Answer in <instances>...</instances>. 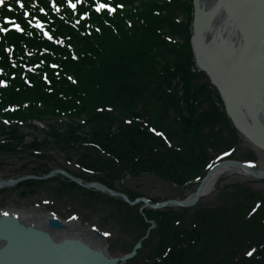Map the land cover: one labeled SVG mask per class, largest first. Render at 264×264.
<instances>
[{
    "label": "trees",
    "instance_id": "16d2710c",
    "mask_svg": "<svg viewBox=\"0 0 264 264\" xmlns=\"http://www.w3.org/2000/svg\"><path fill=\"white\" fill-rule=\"evenodd\" d=\"M117 2L123 9L97 14L91 0L72 12L63 0H57L61 12L56 13L49 2L37 0L47 14L34 13L46 23L52 21L48 30L60 44L28 31L18 16L25 33H10L0 42V79L5 81L0 85V118L16 121L8 126L0 123L4 137L0 153L18 155L29 147L22 146L19 124L84 117V124H66L65 133L51 127L54 132L48 137L54 141L51 146L63 153L80 148V140H89L92 146L77 162L99 172V182L113 188V181L126 171L133 177L158 176L182 190L191 187L217 155L234 147L235 131L216 90L203 82V73L194 67L190 47L193 2L113 0ZM11 46L10 59L5 48L10 51ZM32 65L36 68L30 73L22 71V66ZM170 115V128L163 129ZM81 128L90 129L88 140L76 135ZM241 192L242 198L252 196L246 194L247 188ZM224 200L223 205L203 211L204 218L214 220L209 223L201 222L202 212L191 222L145 213L157 221L153 232L159 238L149 264H264V199L243 214L240 200ZM248 250L253 253L246 258Z\"/></svg>",
    "mask_w": 264,
    "mask_h": 264
},
{
    "label": "rangeland",
    "instance_id": "374dc122",
    "mask_svg": "<svg viewBox=\"0 0 264 264\" xmlns=\"http://www.w3.org/2000/svg\"><path fill=\"white\" fill-rule=\"evenodd\" d=\"M158 1L165 2L168 0ZM206 2L209 6L213 1L206 0ZM192 13L194 17V3ZM179 18L184 21L185 16L180 15ZM192 22L190 23V29L192 28ZM201 79H203L204 83H209V88L214 90V87L210 85V80L207 79L205 75H202ZM58 119L59 122L62 123L61 121L64 117L61 116ZM84 119L85 118L74 121L83 123L82 120ZM171 121L172 116L170 115L167 122L163 123L164 126H162V128L169 129ZM61 127H55L54 130H60L61 133L67 132L63 125H61ZM54 130L46 123V120L41 122L36 119H33V121L29 122L21 130H18L17 132L22 138V146L28 145L29 147L25 148V152L19 155L0 153V177H12L13 171L15 172L18 168L24 167V165H27V167H24V170L35 169L36 167L39 170V166L41 165L43 169L47 168L48 170L57 169L58 167L66 169L63 159L76 161L79 159L81 152L82 154L88 153L83 149H75L74 151L63 153L60 152L55 145L50 148V141H52V139L48 137V134L54 132ZM78 130L79 133L76 135L80 139H89L87 136L89 134L88 131ZM214 131L217 134L220 133L217 127L214 128ZM233 135L232 143L235 148L233 152L234 157L241 161H244L247 157L251 158L257 165L258 170H264V152L253 149L248 143L243 141L235 131ZM221 137L223 138L222 134ZM34 142H36V146L33 148L31 144ZM45 142H48L47 147L40 149L39 146ZM52 143H54V141H52ZM63 146L67 147L68 144H63ZM87 146L89 147L90 144ZM36 149L40 151H36ZM39 153L43 154V158L37 157ZM67 169L76 172L73 163H68ZM97 177L99 176L91 174L88 178L94 180L98 179ZM67 184L68 183L62 177H53L44 183H40V186L37 185L39 192L34 195L25 194V196H20L18 193L20 190L28 188L21 189V187H16L13 191L7 192L6 194L4 193L6 196H4L5 198L3 201L0 199V214L4 211H34L36 214L46 215L47 217L48 215L54 214L63 220H68L71 215H76L77 220L74 224H76L77 228L89 230V227L95 226L102 233H105L106 240L103 244L106 246L109 255L113 257L127 254V252L132 250L135 243L142 240L141 249H139L136 260H134L138 264L140 258L143 261L147 260L153 248H158L159 238L156 236V232L152 230L153 225L145 223L144 217L141 215V213L144 212L141 211L143 210L142 204L129 206L123 204L115 197L111 198L106 194L95 193L93 191L88 194V192L82 188L71 187ZM113 186L118 191L126 193L127 195L141 193L142 195H149L160 201L167 200L170 197H176L180 195L181 192V188L160 179L158 176L143 174L133 177L126 171L113 181ZM242 188H247L249 192L246 194H251L252 196L242 198L244 194L241 192ZM225 198L230 199L229 203L240 200L239 209L242 210L241 212L243 214L245 209L247 210V208L255 202L264 199V181L254 180L250 177H241L237 174L225 173L217 178L213 187V192L203 197L198 205L191 209H181L180 212L171 214L170 217L171 219L178 218L182 220V222H191L195 216L202 212L201 222H203V220L207 223L213 222L214 220H210V218H204L205 212L203 211L209 207L223 205L225 203ZM232 198L236 200L233 201ZM45 201H49L50 203L44 204ZM151 220L154 221L155 225L157 224V221L155 222L154 219ZM157 229L156 227L155 230ZM162 231L164 230L162 229ZM159 233H161V236H164L161 231Z\"/></svg>",
    "mask_w": 264,
    "mask_h": 264
},
{
    "label": "water",
    "instance_id": "95a60500",
    "mask_svg": "<svg viewBox=\"0 0 264 264\" xmlns=\"http://www.w3.org/2000/svg\"><path fill=\"white\" fill-rule=\"evenodd\" d=\"M195 0H193L194 2ZM244 4L249 5L248 10H254L260 8L262 5L261 0H243ZM222 0H215L214 7L219 8L222 5ZM239 9V8H238ZM237 9V11H238ZM235 11V10H233ZM209 15L207 18L201 23L202 25L199 28H195V2H194V20H193V29H192V39H191V47L193 51V56L195 57V67L198 70H201L205 73V75L210 79L211 84L218 90L219 97L223 102L224 111L226 116L232 122L234 128L237 132L241 135V137L250 144L253 148H256L262 152H264V133L261 132L260 125L256 128V124L248 121L246 118L245 113L246 110L244 107L242 111H240L239 107V100L236 87L238 86L235 82V76L240 71V64L239 67H235L238 60H239V51L231 55L229 60H227L226 66L223 68V72L220 75V78L217 77L215 71L210 68H205L204 61L201 59L199 55V48L197 44L199 43L200 39L202 38V34L206 32V29L210 25V22L213 20L214 12L209 10ZM242 19L234 18L230 20L233 23L234 28L237 29L239 23L241 24ZM264 24L261 25L260 29L255 31L254 34H251L249 37H245L242 34V55L245 57V60L253 66L255 69L256 75L253 76L255 79H252V87L254 88H261V92L263 93L264 97V56L254 54L252 49V44L255 45L256 49H259L261 52L264 50ZM240 49V50H241ZM241 63V62H240ZM252 74V72H251ZM222 79V80H221ZM239 83L243 77L239 76ZM261 99L262 94H261ZM264 102V101H263ZM264 110V108L262 109ZM250 118V117H248ZM251 120V119H250ZM258 122V121H257ZM240 166L239 170H242L241 165L245 161H241L240 159L228 160L224 161V164L231 163ZM245 167V166H244ZM248 177L263 180L264 181V174L255 173L249 170H242ZM227 172H223L218 175L217 178L222 176ZM57 174H62L66 176L68 179L73 181L74 183L78 184L79 186L87 189V190H95L99 192H104L112 197H118L124 202L126 201L128 204L136 205V202L143 201L145 203V208L157 211V209L163 210V213H167V207L173 206L177 208H192L199 203V200L208 194L207 192L198 191L195 196L191 199V202L184 203L182 200H170L167 203H148V200L143 199H136V201H129L126 196L119 194L117 192H113L108 189L106 186L101 185L99 183H86L81 180L76 179L69 173L64 172L63 170L57 169L55 171H51L50 173L46 174L42 180H47L48 178L54 177ZM210 172L202 178V181L208 179ZM26 179H35L33 176H24L14 182H5L0 181V188L12 187L15 184L25 181ZM202 183V182H201ZM214 187V186H213ZM198 190V189H196ZM34 191H29L32 194ZM213 192V190L211 191ZM22 193L21 195H24ZM65 225L59 222L58 220L49 219L47 229L51 231H56L60 229H64ZM22 236V237H29L34 240L35 243L31 242H23V241H16L12 237L14 236ZM41 246L43 248H40ZM0 242L3 243V246L0 247V261H3L7 264H118L117 262L120 261L121 263L125 262L128 258L134 255V251L127 256L120 258V259H111L106 257L102 252L98 250L91 249L87 244L84 242H80L74 239H62L60 242H55L52 240L51 236L48 232L44 230H35L29 225H24L18 220L17 218L11 216L0 217ZM138 245L135 246V249H138ZM41 249V250H39Z\"/></svg>",
    "mask_w": 264,
    "mask_h": 264
},
{
    "label": "bare ground",
    "instance_id": "6f19581e",
    "mask_svg": "<svg viewBox=\"0 0 264 264\" xmlns=\"http://www.w3.org/2000/svg\"><path fill=\"white\" fill-rule=\"evenodd\" d=\"M212 1L213 2L209 6L207 5L206 0L194 1L196 13L194 24L196 29L199 28L202 25L201 23L207 18V16L209 15V10L214 12L213 20L210 22V25L206 29V32L202 34V38L197 44L199 48V55L204 61L205 68H210L211 70L213 69L217 77L220 78V75L223 72V68L227 64V60H229V57H231L234 51H239V60L235 67H239V64L241 67L240 71L236 70V72L238 73L234 78L235 82L238 85L236 89L237 93H239L238 100L239 107H241L240 111H242V108L244 107L247 112L245 113L247 117L246 119L248 121H251L252 123H255L256 128H258L260 125V128L262 129L261 132L264 133V110H262L264 108V100L261 99V94L262 98H264L263 93L261 92V88L252 87V79H255V77L253 76L256 75V72L253 66H251L245 60V57H243L241 49L243 42L242 34H244L245 37H249L251 34H254L255 31L259 30L261 25L264 24V0H261L262 5H260V8L254 10H248L249 5L244 4L243 0H222L223 3L219 8L214 7L215 0ZM233 15L237 20L242 19V23H239L237 29H235L233 23L230 22V20L233 19ZM252 49L257 57H259L260 54L264 56V50H262L261 52L259 49H256L255 45L253 44ZM239 76L243 77L241 84L239 83ZM235 163L237 162H234V164L218 163L214 165L211 169L208 179L202 181V183L197 186L198 190L184 196L182 202H191V199L198 191L210 193L213 190V185L215 184L218 175L223 172H227L229 174H237L241 177H245L244 172L239 170L238 168L240 166L236 165ZM241 167L243 169H247L242 165ZM259 171V173L264 174V170ZM11 215L17 216V218H20V220L24 222V225H30L35 230H46L47 219L41 214H36L32 211L17 212ZM48 234L55 242H60L61 239L72 236L75 239L82 241L84 240L93 248H99L97 239L89 237L86 234V231H81V229L77 228L76 224L73 223H71V225H68L65 230H61L60 232L49 231ZM12 238L14 239L15 243L16 241L35 243L34 240L29 237L26 238L16 235ZM38 243L40 244L39 241ZM2 244L3 243L0 242V245ZM30 245H32V243ZM40 248H43L41 244Z\"/></svg>",
    "mask_w": 264,
    "mask_h": 264
},
{
    "label": "snow or ice",
    "instance_id": "6c2138e0",
    "mask_svg": "<svg viewBox=\"0 0 264 264\" xmlns=\"http://www.w3.org/2000/svg\"><path fill=\"white\" fill-rule=\"evenodd\" d=\"M16 3L19 4L20 0H16ZM3 4H4V0H0V5H3ZM105 7H106L105 4H98L97 7H96V10L100 11L102 8H105ZM0 31H6V29H0ZM69 79H71V78H69ZM0 83H3V81H0ZM257 207H259V205H257ZM253 211H255V209H253ZM249 255H251V253H249Z\"/></svg>",
    "mask_w": 264,
    "mask_h": 264
}]
</instances>
